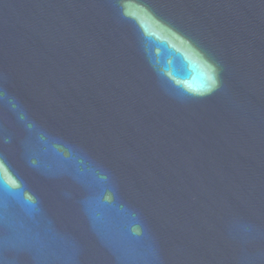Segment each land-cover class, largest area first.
<instances>
[{"label":"water","instance_id":"95a60500","mask_svg":"<svg viewBox=\"0 0 264 264\" xmlns=\"http://www.w3.org/2000/svg\"><path fill=\"white\" fill-rule=\"evenodd\" d=\"M0 264H264V0H0Z\"/></svg>","mask_w":264,"mask_h":264}]
</instances>
